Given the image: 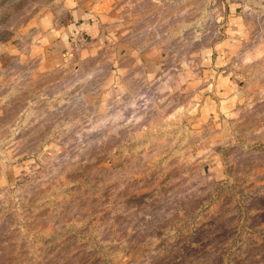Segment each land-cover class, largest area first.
<instances>
[{
  "label": "rangeland",
  "instance_id": "374dc122",
  "mask_svg": "<svg viewBox=\"0 0 264 264\" xmlns=\"http://www.w3.org/2000/svg\"><path fill=\"white\" fill-rule=\"evenodd\" d=\"M77 1L0 0V264H264V0Z\"/></svg>",
  "mask_w": 264,
  "mask_h": 264
},
{
  "label": "crops",
  "instance_id": "0c3cea01",
  "mask_svg": "<svg viewBox=\"0 0 264 264\" xmlns=\"http://www.w3.org/2000/svg\"><path fill=\"white\" fill-rule=\"evenodd\" d=\"M129 7L119 0H81L71 5L67 22L63 26L43 33L42 44L56 55L66 57L70 53L72 39L78 34H85L90 45L113 42L118 49L126 47L128 26L133 23L129 19ZM130 21V22H129ZM47 33V34H46ZM155 46L141 49L149 53Z\"/></svg>",
  "mask_w": 264,
  "mask_h": 264
},
{
  "label": "built area",
  "instance_id": "2783aa9c",
  "mask_svg": "<svg viewBox=\"0 0 264 264\" xmlns=\"http://www.w3.org/2000/svg\"><path fill=\"white\" fill-rule=\"evenodd\" d=\"M83 42H84L83 37H82V36H77V37L75 38V41H74V44H73V48H74L75 50H77L79 47H82Z\"/></svg>",
  "mask_w": 264,
  "mask_h": 264
}]
</instances>
